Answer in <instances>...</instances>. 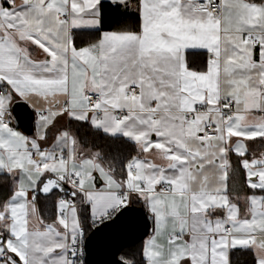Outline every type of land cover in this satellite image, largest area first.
<instances>
[{"label": "snow or ice", "instance_id": "obj_1", "mask_svg": "<svg viewBox=\"0 0 264 264\" xmlns=\"http://www.w3.org/2000/svg\"><path fill=\"white\" fill-rule=\"evenodd\" d=\"M106 2L135 28L106 21L105 0H0V264H82L84 220L133 200L153 224L144 264H264V151L249 147L264 148V0ZM17 101L34 136L12 126ZM41 197H57L51 222Z\"/></svg>", "mask_w": 264, "mask_h": 264}, {"label": "water", "instance_id": "obj_2", "mask_svg": "<svg viewBox=\"0 0 264 264\" xmlns=\"http://www.w3.org/2000/svg\"><path fill=\"white\" fill-rule=\"evenodd\" d=\"M12 115L23 132L34 134L35 112L22 101L12 106ZM72 189L65 186V191L58 193L68 196ZM140 203H142L140 201ZM151 221L143 206L127 205L113 220L96 225L85 239L87 264H125L119 258L121 252L132 245L144 241L150 234Z\"/></svg>", "mask_w": 264, "mask_h": 264}, {"label": "trees", "instance_id": "obj_3", "mask_svg": "<svg viewBox=\"0 0 264 264\" xmlns=\"http://www.w3.org/2000/svg\"><path fill=\"white\" fill-rule=\"evenodd\" d=\"M104 12H105L106 21L116 20L122 24L131 26L132 28H135L136 24L138 23V18L136 15H133L131 13L124 15L122 11L119 9L113 11L112 6L107 2H105L104 4ZM122 15H123V19H121ZM105 26L107 27V24ZM69 129L72 130L73 132H76L81 137V139L85 140L89 145L95 144L97 147L102 148L105 152H115L118 149L119 151H122L125 156L129 155V153L131 152L130 146L120 145L116 142H113L111 139L104 137L103 134H97L94 131L89 130L84 126L76 124L75 122H70ZM57 196H63V195L57 193ZM40 204L44 215L45 213H50L51 211H53L54 213L52 198L44 199L43 197H41ZM134 204L138 206H142V203H140V201L138 200L135 201ZM84 225H85L86 235H89V233L96 226L92 224L91 219L84 220ZM144 241L125 248L121 252L119 258L125 262L133 261L134 264H144V259L142 257V248L144 245ZM246 264H253V262L250 261L247 262Z\"/></svg>", "mask_w": 264, "mask_h": 264}, {"label": "crops", "instance_id": "obj_4", "mask_svg": "<svg viewBox=\"0 0 264 264\" xmlns=\"http://www.w3.org/2000/svg\"><path fill=\"white\" fill-rule=\"evenodd\" d=\"M105 2H106V0H105ZM132 3H133V5H134V4H135V0H132ZM29 106H30V108H31L32 110H34V108H33L31 105H29ZM34 112H35V110H34ZM35 115H36V113H35ZM36 120H37V117L35 118V122H34V135H35V132H36ZM69 124H70V121H68V120H66V119H59V121H58L56 127H57V128H69ZM12 126H14V127H15L18 131H20L22 134L26 135V134L23 132V130L21 129V127L18 125L16 119H15V122L13 123ZM55 131H56V129H53L52 132L49 134V136H50V141H51V139L54 137V135H55ZM45 146L47 147L48 145H45ZM249 147H250V150H251V151H256V152L264 151V148H261V147H260L258 144H256V143H251V142H250ZM232 161H233V164L235 165V164H236V157H235V155L232 156ZM57 197H59V196H57ZM57 197H53V198H52V202H53V200H54L55 198H57ZM49 202H51V201H49ZM43 204H44V203H43ZM142 206H143L144 209L147 211V209L145 208V206L143 205V203H142ZM40 207H41V204H40ZM41 209H42V207H41ZM147 212H148V211H147ZM148 214H149V213H148ZM45 217L48 218V221H49V222H51V220L55 218V217H54V213H53V211H51L50 213H45ZM149 218H150V214H149ZM150 221H151V231H150L149 236H150L151 233H152V227H153L152 219H151V218H150ZM149 236L145 239V241L149 238ZM145 241H144V242H145ZM250 261H252L250 255L242 256V257L240 258V264H246L247 262H250Z\"/></svg>", "mask_w": 264, "mask_h": 264}, {"label": "built area", "instance_id": "obj_5", "mask_svg": "<svg viewBox=\"0 0 264 264\" xmlns=\"http://www.w3.org/2000/svg\"><path fill=\"white\" fill-rule=\"evenodd\" d=\"M12 120H13V123L15 122V118L14 116L12 115ZM64 198H70V197H67V196H63ZM137 201V200H133L131 201L128 205H131V204H134V202ZM98 225V224H96ZM87 235H86V232L84 234V237H83V243L81 245V256H80V260L82 262V264H87L86 263V254H85V239H86Z\"/></svg>", "mask_w": 264, "mask_h": 264}, {"label": "rangeland", "instance_id": "obj_6", "mask_svg": "<svg viewBox=\"0 0 264 264\" xmlns=\"http://www.w3.org/2000/svg\"><path fill=\"white\" fill-rule=\"evenodd\" d=\"M28 136V135H27ZM31 136H34V134L33 135H31Z\"/></svg>", "mask_w": 264, "mask_h": 264}]
</instances>
